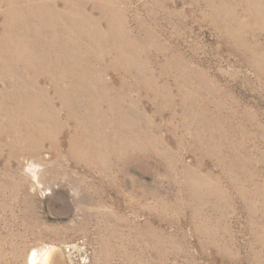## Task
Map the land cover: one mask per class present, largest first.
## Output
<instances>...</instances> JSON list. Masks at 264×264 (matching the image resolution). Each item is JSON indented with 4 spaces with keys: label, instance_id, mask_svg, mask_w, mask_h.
I'll list each match as a JSON object with an SVG mask.
<instances>
[{
    "label": "rangeland",
    "instance_id": "1",
    "mask_svg": "<svg viewBox=\"0 0 264 264\" xmlns=\"http://www.w3.org/2000/svg\"><path fill=\"white\" fill-rule=\"evenodd\" d=\"M45 248L264 264V0L0 2V259Z\"/></svg>",
    "mask_w": 264,
    "mask_h": 264
},
{
    "label": "bare ground",
    "instance_id": "2",
    "mask_svg": "<svg viewBox=\"0 0 264 264\" xmlns=\"http://www.w3.org/2000/svg\"><path fill=\"white\" fill-rule=\"evenodd\" d=\"M1 1H3V0H0V2ZM28 2V1H27ZM228 13V12H227ZM37 15H39V16H45V17H50V18H52L53 17V15H50V14H46V15H43V14H39V13H37ZM72 17H74V16H72ZM11 21V20H10ZM32 22V21H31ZM109 26H110V29H113V27L109 24ZM17 27V26H16ZM118 29V28H117ZM116 29V30H117ZM96 30V29H95ZM75 33V32H74ZM118 33V32H117ZM91 35H92V33H91ZM105 36V35H104ZM91 38V37H90ZM21 39V38H20ZM108 39V38H107ZM113 39V38H112ZM68 40V39H67ZM137 41V40H136ZM115 44V43H114ZM93 45V44H92ZM97 45V44H96ZM117 48V47H116ZM88 51V50H87ZM59 56V55H58ZM22 60V59H21ZM105 70H103V71H101L100 73H102V72H104ZM56 91V90H55ZM54 94H56V93H54ZM124 96V95H123ZM30 101H36V99H30ZM75 102H76V104H80V99H76L75 100ZM93 105H94V108H95V104L96 103H92ZM34 109H32L33 111L32 112H29L28 111V113H29V115H27L26 116V119H28L30 122H31V124H36V127H37V125L38 126H40L41 124H40V117L43 115V110H41V109H39V108H35V107H43L42 105H40V103H36V102H34V106H32ZM36 110H37V112L39 113L36 117L34 116V112H36ZM36 112V113H37ZM95 114H96V117H94L93 115H91V118H89V117H87V118H85L84 119V121L86 122V123H90V124H92V125H94V128H96V125H99V126H101V116L100 115H98V112H97V110H95ZM72 118V116H68L67 117V120H69V119H71ZM55 120H57V115L55 116V118H54V123H55ZM25 123V122H24ZM45 123V122H44ZM14 124V123H13ZM50 125V124H49ZM66 125V124H65ZM45 126V125H44ZM47 127V126H46ZM38 128V127H37ZM38 129H40V128H38ZM28 130V129H27ZM43 130V129H42ZM57 134H60L59 132L57 133ZM40 135H41V133H40ZM47 135V134H46ZM73 136H70V139L72 138ZM40 146H42V145H40ZM41 148V147H40ZM75 149V147L74 146H72L71 147V150H72V152H73V150ZM41 150V149H40ZM39 150V151H40ZM73 155H75L74 154V152H73ZM84 158L87 160V156H86V154L84 155ZM54 249V248H53ZM56 249V248H55ZM52 249L51 248H45V250H33L32 252H31V254H29V256L27 257V260H26V264H61L60 263V260L59 259H57L56 257H55V255H54V253H52ZM0 263L1 264H3V260L2 259H0Z\"/></svg>",
    "mask_w": 264,
    "mask_h": 264
}]
</instances>
